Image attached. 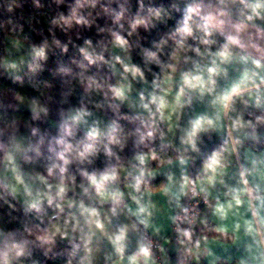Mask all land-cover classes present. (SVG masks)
<instances>
[{"label":"clouds","instance_id":"1","mask_svg":"<svg viewBox=\"0 0 264 264\" xmlns=\"http://www.w3.org/2000/svg\"><path fill=\"white\" fill-rule=\"evenodd\" d=\"M0 264H264V0H0Z\"/></svg>","mask_w":264,"mask_h":264}]
</instances>
